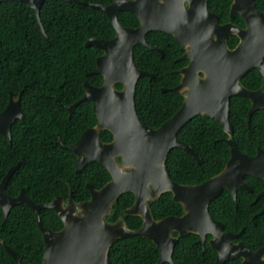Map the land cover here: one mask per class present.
Wrapping results in <instances>:
<instances>
[{
    "label": "water",
    "instance_id": "1",
    "mask_svg": "<svg viewBox=\"0 0 264 264\" xmlns=\"http://www.w3.org/2000/svg\"><path fill=\"white\" fill-rule=\"evenodd\" d=\"M5 1L29 4L41 32L48 37L41 20V9L46 0H0V4ZM64 1L78 3L77 0ZM207 3L208 0H114L106 6L88 4L109 17L116 35L112 40L91 37L85 45L104 52L97 59L96 70L87 73V76H103L104 83L101 87H94L86 82L85 96L70 110L74 112L77 105L91 100L99 123L70 149L80 155L79 170L91 161H97L109 171L112 180L101 190L92 188V198L86 203L74 206L71 198L68 209H62L57 201L45 206L35 205L23 192L16 199L7 196L5 189L22 163L9 172L0 186L4 222L15 206L25 205L35 211L45 240L43 264H110L109 252L113 244L134 236L154 243L160 254L158 264H174V247L179 238L189 234L200 236L201 244L207 234L212 236L211 247L221 253L216 264L237 256L243 258L242 264H264V250L251 252L241 244L233 245L231 240L237 235L224 233V225L210 213L211 202L224 189H229L235 198L238 189H249L244 182L245 175L264 179V151L254 157L241 153L233 138L234 128L230 120L232 96L253 100L250 115L264 107V86L251 91L241 83V78L254 68L264 74V13L251 0L248 3V28L240 30L231 24L220 25ZM238 6L237 2L232 5V16L241 12ZM121 12L132 13L140 26L136 29L123 26L118 18ZM151 31L174 36L182 50H187L184 58L191 59L190 65L180 71L182 82L174 89L185 97L184 104L172 119L157 129L141 120L136 106L140 78L153 75L137 68L134 49L138 45L155 49L146 40ZM232 34L241 37V43L235 49L227 45V37ZM200 73L205 76L201 77ZM119 84L123 86L121 90L116 88ZM199 115L221 124L229 135L227 142L231 158L225 169L208 181L200 185H180L171 177L168 156L174 148H182L198 158L193 148L178 139V133ZM18 118H24L20 100L12 96L10 106L0 114V132L10 136L12 125ZM104 130L114 135L112 143L102 142L100 133ZM87 147L94 148V155L86 151ZM82 149L85 152H81ZM84 154L88 157L82 158ZM118 158L122 159L121 162ZM126 193L136 196L134 205L124 214L142 218L143 224L138 230L129 229L122 219L115 223L107 221L114 206ZM166 193L173 194L174 201L184 207L185 214L155 220L149 202ZM42 209L56 211L64 223L60 232L42 226L39 216ZM173 232H177L178 237H174ZM0 245L16 264H22L18 254L6 246L1 237Z\"/></svg>",
    "mask_w": 264,
    "mask_h": 264
},
{
    "label": "trees",
    "instance_id": "2",
    "mask_svg": "<svg viewBox=\"0 0 264 264\" xmlns=\"http://www.w3.org/2000/svg\"><path fill=\"white\" fill-rule=\"evenodd\" d=\"M113 1L77 0L78 3H71L46 0L41 9V20L48 37L41 32L29 4L21 1H5L0 4V111L8 105L11 93L17 96L22 94L23 108H29L26 123L19 122L14 127L13 145L0 135V184L9 169L23 156L27 155L30 159V164L23 166L11 180L6 189L8 195L17 196L25 188L33 202L47 203L56 195L68 196L69 189L64 187L60 179L70 176L74 179L72 182L76 187V197L82 200L87 195V189L81 185L83 179L87 178V173L76 176L73 166H69L73 164L71 153L52 146L54 143L49 144L47 134H52L56 141V133L60 132L67 144L75 142L84 131L97 123L92 104L86 102L80 106L72 120L66 111H60L61 106H58L59 110L55 114L34 109L50 107L49 95H58L62 103L71 104L84 95L83 85L86 81L96 86L103 83L100 75L87 76L88 72L96 69L97 58L102 51L85 45L91 37L112 39L115 30L105 13L88 4L106 6ZM228 2L222 0L225 10L228 9ZM119 21L125 27L134 28L139 24L138 19L128 12L121 13ZM148 40L164 49L165 57L162 58L157 52L142 45L135 48L137 67L156 75L155 79L142 77L139 80L136 105L139 116L146 124L159 127L182 106L183 98L179 93H164L162 88L177 85L179 76L175 71L184 63H175V58L181 52L173 37L154 33L148 36ZM170 45H173V50H168ZM243 82L255 89L260 86L261 77L254 71ZM248 108L246 99H234L231 120L239 148L245 153L253 154L257 146L264 144V116L257 113L251 127H248ZM179 138L196 150L201 163L187 151L178 148L173 150L167 165L172 178L178 183L201 184L219 174L230 159V148L225 142L227 135L215 120L198 116L184 127ZM103 139L112 140L111 133L104 132ZM46 168L55 171L45 170ZM92 168L93 177L89 181L96 187H102L111 179L108 171L99 163L93 164ZM54 176L62 185L57 193H54V184H57L52 179ZM248 194H241L238 210L227 192L214 200L210 208L212 215L223 221L228 230L240 231L246 228L245 237L253 242L264 236V216L258 218L256 223L252 222L257 206H250V199H246ZM86 198L88 196L84 199ZM134 200V194H124L116 204L115 214L110 220L115 221ZM152 207L156 219L180 215L183 209L174 202L171 193L165 194ZM41 219L45 226L53 229L61 226L59 219L51 211H42ZM126 220L133 229L140 226V219L137 217H128ZM0 237L5 245L17 252L22 264H43V238L33 211L27 207H14L5 224L0 209ZM197 238L190 235L181 239L174 249L173 260L178 264H213L215 252L208 245L202 249L195 243ZM109 260L110 264H157L159 252L150 241L135 236L115 242L110 249ZM0 264H16L3 245H0Z\"/></svg>",
    "mask_w": 264,
    "mask_h": 264
},
{
    "label": "flooded vegetation",
    "instance_id": "3",
    "mask_svg": "<svg viewBox=\"0 0 264 264\" xmlns=\"http://www.w3.org/2000/svg\"><path fill=\"white\" fill-rule=\"evenodd\" d=\"M229 2H228V9H226L225 10V7H223V5H222V0H208V3H207V5H208V9H209V11L211 12V13H213L216 17H217V19H218V21H219V23H220V25H222V26H225V25H228V24H231V25H233L234 27H236V28H238V29H240V30H245V29H247L248 28V25H249V23H248V17H249V12H248V3L251 1V0H228ZM254 2H255V5H256V7H257V9L260 11V12H262V13H264V0H253ZM235 2H237L238 4H239V6H238V10H241V12H237L236 14H234L233 16H232V10H231V8H232V5L235 3ZM113 3V2H112ZM111 3V4H112ZM186 6L188 7V4L186 3ZM121 13H123V12H121ZM120 13V14H121ZM128 13H130V12H128ZM119 14V15H120ZM132 14V13H131ZM118 18H119V16H118ZM110 20V19H109ZM138 22H139V20H138ZM140 26V22H139V24H138V26L137 27H129V28H133V29H136V28H138ZM115 30V29H114ZM154 33H163V34H166V35H169V36H171V37H173L174 39H175V41H176V43L179 45V52H181V54L178 56V57H176L175 58V63H184L182 66H180V67H178V69L175 71V73L179 76V82L177 83V85H175V86H172V87H165V88H162V91L164 92V93H167V92H177V93H179L180 95H181V97L183 98V102H182V106H183V104H184V101H185V97L181 94V92H179V91H175L174 89H176L180 84H181V82H182V75L180 74V71L181 70H183L184 68H186V67H188L189 65H190V63H191V59H189V58H184V56L186 55V53H187V50L186 51H184V50H182V45L176 40V38L174 37V36H172V35H170V34H167V33H164V32H161V31H151V32H149V33H147V35H146V40H147V42L150 44V46H152V47H154L155 49H152V48H150V47H148V46H146V45H142V46H145V47H147V48H149V49H151V50H153V51H155V52H157L159 55H161V57L162 58H164L165 57V50L164 49H162L161 47H159V46H156V45H154V44H152V43H150V41L148 40V36L150 35V34H154ZM115 35H116V32H115ZM115 37V36H114ZM113 37V38H114ZM92 38H94V37H92ZM112 38V39H113ZM215 38V40L217 39V37L215 36L214 37ZM112 39H109V40H112ZM241 43V37L240 36H238V35H234V34H232V35H229L228 37H227V45H228V47L230 48V49H235L237 46H239V44ZM138 46H140V45H138ZM137 47V46H136ZM135 47V48H136ZM174 48H173V45H170V47L168 48V50H173ZM135 50V49H134ZM102 51V50H101ZM104 54V52L102 51V54L100 55V56H102ZM99 56V57H100ZM98 57V58H99ZM97 58V59H98ZM134 60H135V54H134ZM136 64V63H135ZM137 66V65H136ZM96 68H97V63H96ZM138 68V67H137ZM138 69H140V68H138ZM96 70V69H95ZM94 70V71H95ZM140 70H142V69H140ZM142 71H144V70H142ZM254 71H257L258 72V75H260V77H261V84H260V86H258L257 88H255V89H253V88H249L248 86H246L245 84H244V82H243V80L244 79H246V77L248 78V77H250L251 76V74L254 72ZM93 72V71H92ZM145 72H147V71H145ZM89 73V72H88ZM147 73H149V74H151V75H153V77H150V76H143V77H150L151 79H155V77H156V75L155 74H153V73H150V72H147ZM93 76H95V75H93ZM101 76V75H100ZM200 76L201 77H204L205 75H204V73H200ZM88 77H91V76H88ZM103 77V76H102ZM142 78V77H141ZM140 78V79H141ZM86 82H88L90 85H92L89 81H86ZM86 82L84 83V85L86 84ZM103 83H104V78H103ZM103 83L100 85V86H96V85H92V86H94V87H101L102 85H103ZM241 83L247 88V89H249V90H251V91H258V90H260L263 86H264V74L259 70V69H257V68H254V69H252L247 75H245L244 77H242L241 78ZM84 85H83V89H84ZM118 86H121V88H119ZM138 86V85H137ZM116 88L117 89H119V90H121L122 88H123V86L121 85V84H119V85H117L116 86ZM137 92V91H136ZM10 98H9V102H8V105H6L5 106V108L2 110V111H0V114L2 113V112H4L5 110H7L8 109V107L10 106V104H11V101H12V96H14V98L16 99V100H20V106H21V111H22V113H23V116H24V118L22 119V118H18L17 120H15V122H14V124L12 125V129H11V135L10 136H7V135H4V134H2L1 132H0V135H2V136H4V137H6L7 139H8V141L10 142V144L11 145H13V141H14V127L19 123V122H22L23 124L24 123H26V121H27V113L29 112L28 111V109L29 108H27V109H24L23 108V103H22V94H20V95H15V94H13V93H11L10 95ZM85 96V90H84V95L80 98V99H78V100H76L75 102H73V103H71V104H64V103H62L61 102V100H60V98H59V96L58 95H49V100H50V102H49V104L48 105H50V107L48 106V107H46V108H42V109H40V110H37V109H34L35 111H40V112H43V113H48V114H55V113H57L58 112V110H59V108H58V106H61L60 108V111H66V113L68 114V117H69V119L70 120H72L73 118H74V115L76 114V112L78 111V109H79V107L80 106H82L84 103H86V102H90L91 104H92V106H93V110H94V112H95V114H96V111H95V108H94V103L91 101V100H86V101H83L81 104H79V105H77L76 106V108H75V110H74V112H71V110H70V108L73 106V105H75L78 101H80L81 99H83V97ZM239 98H242V99H246L247 101H248V103H249V108H248V111H247V118H246V124H247V126L248 127H251V125H252V120H253V118H254V116L257 114V113H259V116H264V107H261V108H258V109H256L251 115H250V111L252 110V108H253V106H254V102H253V100L252 99H248V98H246V97H243V96H232L231 98H230V108H231V114H230V120H231V115H232V103H233V100L234 99H239ZM53 101V102H52ZM51 105H53V107L51 106ZM137 106V105H136ZM181 106V107H182ZM63 107V108H62ZM181 107H180V109H181ZM62 109H64V110H62ZM179 109V110H180ZM178 110V111H179ZM177 111V112H178ZM137 112H138V110H137ZM176 112V113H177ZM175 113V114H176ZM175 114L170 118V119H172L174 116H175ZM138 115H139V113H138ZM199 116H202V115H199ZM140 117V116H139ZM196 117H198V116H196ZM195 117V118H196ZM204 117V116H203ZM96 118H97V123H96V125H94L93 127H90V128H88L86 131H84L82 134H81V136L79 137V139L78 140H76L75 142H73V143H66L65 142V140H64V138L62 137V134L60 133V132H57L56 133V137H57V140L56 141H54V139H53V136H52V134H47V136H48V138H49V144H52V143H54V145H52V146H58V147H60V149H63V150H65V151H68V152H70L71 153V158H72V161H73V164H71V165H69V163H68V165L69 166H73L72 168H73V170H74V174L76 175V176H79L80 174H85V173H87V178H84L83 179V181L84 182H82L81 183V185L84 187V188H86L87 189V191H88V193H87V195H85V197H87L88 196V198H86V199H82V200H80V198H77L76 197V194H75V192H76V187H75V185H73V182H72V180H74L73 179V176H70V177H68L67 179H65L64 177H61V181L60 182H62V183H64V187H67L68 189H69V192H68V196H63V195H56L55 197H53L49 202H47V203H41V204H37V203H35V202H33L32 201V199L26 194V189L25 188H23L21 191H20V193L17 195V196H10V195H8L7 194V187L9 186V184H10V182H11V180L13 179V177L15 176V174L23 167V166H28L29 164H30V159L28 158V156L27 155H25V156H23L19 161H18V163L15 165V166H13V167H11L10 169H9V171H8V173H7V175L9 174V172L13 169V168H15V167H17L20 163H22L21 164V166H20V168L16 171V173L13 175V177L11 178V180H10V182L8 183V186L6 187V189H5V192H6V194H7V196H9L10 198H12V199H16V198H18L21 194H22V192L24 193V195L32 202V203H34L35 205H38V206H45V205H50V204H52L54 201H57V203H58V205L59 204H61V208L62 209H68L69 208V206H70V200H71V198H73V201H72V203L74 204V206H77V205H79V204H82V203H86V202H88V201H90L91 200V198H92V188L94 189V190H101L102 188H104L111 180H112V176H111V174L109 173V171H108V173L110 174V176H111V179L108 181V182H106L102 187H96L91 181H89V180H91L92 179V177H93V164H95V163H99V162H97V161H91L90 163H88L86 166H84L81 170H79V160H80V155L78 154V153H76V152H74V151H72L71 149H70V147H72V146H74V145H76L81 139H82V137L88 132V131H90L91 129H94L97 125H98V123H99V120H98V116H97V114H96ZM141 118V117H140ZM205 118H208V117H205ZM169 119V120H170ZM208 119H212V118H208ZM142 120V119H141ZM169 120H167V121H169ZM212 120H214V119H212ZM143 121V120H142ZM166 121V122H167ZM192 121V120H191ZM190 121V122H191ZM216 121V120H215ZM144 122V121H143ZM165 122V123H166ZM189 122V123H190ZM217 122V121H216ZM231 122H232V120H231ZM145 123V122H144ZM219 123V122H218ZM146 124V123H145ZM164 124V123H163ZM162 124V125H163ZM220 124V123H219ZM146 125H148V124H146ZM162 125H160L159 127H161ZM232 125H233V128H234V133H235V127H234V124H233V122H232ZM263 125H264V123H263ZM148 126H150V125H148ZM220 126H221V124H220ZM18 127V126H17ZM151 128H153V129H157V128H159V127H152V126H150ZM221 128H222V126H221ZM184 129V128H183ZM182 129V130H183ZM223 129V128H222ZM181 130V131H182ZM180 131V132H181ZM224 131V130H223ZM104 132H109V133H111L110 131H106V130H104V131H101V133H100V138H101V140H102V142L103 143H106V144H110V143H112L113 141H114V135L111 133V135H112V140H104L103 139V133ZM180 132L178 133V139L180 140V138H179V134H180ZM225 132V131H224ZM226 133V132H225ZM234 133H233V138H234V140H235V137H234ZM226 135H227V138H225V142L228 144V142H227V139L229 138V135L226 133ZM181 142H183V143H185V144H187V145H189L191 148H193L190 144H188V143H186V142H184V141H182V140H180ZM263 141H264V139H263ZM235 143H236V145H237V147H238V149L240 150V152L241 153H243V154H245V155H247V156H251V157H254V156H256L258 153H259V151H264V144H262V145H260V146H257V148H256V151L253 153V154H249V153H245V152H243L240 148H239V146H238V144H237V142H236V140H235ZM228 146H229V148H230V145L228 144ZM175 149H177V148H174L173 150H175ZM178 149H182V148H178ZM172 150V151H173ZM182 150H184V149H182ZM193 150H194V152L197 154V156H198V158L194 155V154H192V153H190L189 151H187V150H184V151H187L188 153H190L195 159H196V161L198 162V163H201V158H200V156H199V154L196 152V150L193 148ZM88 153H92L93 155H94V152H95V150H94V148H90V147H87V150H86ZM171 151V152H172ZM56 152V151H55ZM55 152H53V153H55ZM81 152H85V150H81ZM170 152V153H171ZM230 153H231V148H230ZM170 155V154H169ZM81 157L82 158H87L88 156H87V154H84V155H81ZM94 157V156H93ZM168 158H169V156H168ZM230 158H231V155H230ZM118 160L121 162V158H118ZM230 160V159H229ZM228 160V161H229ZM168 161V160H167ZM228 163V162H227ZM100 164V163H99ZM100 165H102V164H100ZM227 165V164H226ZM168 166V165H167ZM70 167V168H71ZM226 167V166H225ZM65 169H66V167H65ZM69 169V168H68ZM225 169V168H224ZM223 169V170H224ZM45 170H48V171H51V172H53V171H55V170H53V169H48V168H46ZM222 170V171H223ZM221 171V172H222ZM220 172V173H221ZM219 173V174H220ZM171 174V173H170ZM7 175L5 176V178L2 180V182H1V184H0V186L2 185V183L4 182V180L6 179V177H7ZM218 175V174H217ZM217 175H215V176H217ZM214 176V177H215ZM172 177V176H171ZM213 178V177H212ZM53 180H55L56 181V183L57 184H54V186L56 187V189H55V191H54V193H57L58 191H60V187L62 186L58 181H57V177H53L52 178ZM71 179V180H70ZM173 179V178H172ZM211 179V178H210ZM174 180V179H173ZM175 181V180H174ZM208 181V180H207ZM176 182V181H175ZM206 182V181H205ZM244 182L247 184V186L249 187V189H238L237 190V198H235V196H234V194L229 190V189H224L223 190V192H222V194L220 195V196H222L225 192H227V193H229L230 194V196L232 197V200H233V204L235 205V207H236V209L238 210L239 209V198H240V196H241V194L243 193V192H247V193H249L248 195H250V197H248V195L246 196V199H250V206L251 207H256L257 206V211H256V213H254L253 214V217H252V222L253 223H256V221H257V219L258 218H260V217H262V216H264V179H260V178H257L256 176H254V175H251V174H248V175H245V177H244ZM176 183H178V182H176ZM204 183V182H203ZM178 184H180V185H186V184H181V183H178ZM202 184V183H201ZM188 185H200V184H188ZM255 186H257V187H259L260 188V190L258 189V190H256V187ZM263 193V194H262ZM127 194V193H126ZM133 194V193H132ZM167 194V193H166ZM172 194V193H171ZM165 195V194H164ZM163 195V196H164ZM173 195V194H172ZM135 196V195H134ZM162 196V197H163ZM220 196H218L217 198H219ZM161 197V198H162ZM160 198V199H161ZM216 198V199H217ZM160 199H158V200H156V201H154V202H149V205H150V208H151V211H152V214H153V218L155 219V220H161V219H156V216L154 215V210H153V207H152V205L155 203V202H158ZM216 199H214V200H216ZM120 200V199H119ZM173 200H174V196H173ZM213 200V201H214ZM135 201H136V196H135V200H134V203H135ZM212 201V202H213ZM175 202V201H174ZM211 202V203H212ZM118 203V202H117ZM134 203L129 207V208H131L133 205H134ZM176 203V202H175ZM178 204V203H177ZM180 205V204H179ZM18 206H24V207H27V206H25V205H18ZM116 206V205H115ZM115 206H114V209H115ZM182 206V205H181ZM16 207V206H15ZM210 207H211V204H210ZM14 208V207H13ZM12 208V209H13ZM28 209H30L31 211H33V213H34V216H35V220H36V223H37V219H36V214H35V211L34 210H32L31 208H29V207H27ZM129 208H127V209H125L124 211H126V210H128ZM182 214H180V215H171V216H167V217H165V218H168V217H182L184 214H185V210H184V207L182 206ZM1 209V208H0ZM11 209V210H12ZM114 209H113V214L111 215V216H109V217H107V221L108 222H110V223H115L117 220H119V219H122L124 222H125V224L127 225V227L129 228V229H132V230H138V229H140L141 227H142V224H143V220H142V218L141 217H137V216H126L125 214H124V211H122V213H121V216H119V217H117V219L115 220V221H111L110 219L111 218H113V216H114ZM2 210V209H1ZM44 210H48V211H51V212H53L56 216H57V218L59 219V221H60V225L61 226H58L57 227V229H53L51 226L50 227H48V226H45L44 224H43V222H42V219H41V212L42 211H44ZM11 212V211H10ZM10 212H9V214H10ZM2 213H3V210H2ZM210 213H211V208H210ZM76 214L78 215V213L76 212ZM211 215H212V213H211ZM39 216H40V220H41V223H42V226L44 227V228H46V229H48V230H51V231H53V232H60L63 228H64V223H63V221H62V219L59 217V215L56 213V211H54V210H51V209H42L41 211H40V214H39ZM8 217H9V215H8ZM128 217H137L138 219H140V226L138 227V228H135V229H133V228H131V227H129L128 226V224H127V220H126V218H128ZM212 217L215 219V220H217V221H219V222H221L223 225H224V233H233V235H237L236 237H233L232 238V240H231V243L233 244V245H239V244H241V245H243L247 250H250L251 252H259V251H262V250H264V236H263V238H261L260 240H255V241H253V242H251L250 241V239L249 238H247V237H245V232H246V228H243V229H241L240 231H234V230H228L227 229V225L223 222V221H221V220H219V219H217V218H215L213 215H212ZM165 218H162V219H165ZM8 219V218H7ZM7 221V220H6ZM6 221L4 222V214H3V224H5L6 223ZM37 227H38V229H39V226H38V223H37ZM264 230V229H263ZM39 231H40V233H41V235H42V238H43V244H44V251H45V240H44V236H43V234H42V232H41V230L39 229ZM172 235L174 236V237H178V233L177 232H173L172 233ZM190 235H195V234H189V235H187V236H185V237H188V236H190ZM195 236H197L198 238H197V240L195 241V243L197 244V245H199L200 247H202V249H205L206 248V246L208 245L214 252H215V254H216V257H215V262L213 263V264H216L217 263V260H218V258H219V256H221V253L218 251V250H215V249H213L212 247H211V245H210V241H211V239H212V236L210 235V234H207L206 236H205V239L203 240V243L201 244L199 241L201 240V238H200V236H198V235H195ZM135 237V236H134ZM139 237H141V236H139ZM185 237H182V238H179V241H178V243L175 245V247L179 244V242H180V240L181 239H183V238H185ZM129 238H131V237H129ZM142 238H144V237H142ZM2 239V238H1ZM125 239H128V238H125ZM144 239H146V238H144ZM3 240V239H2ZM121 240H123V239H121ZM148 241H150L153 245H154V243L151 241V240H149V239H147ZM119 241V240H118ZM5 244V243H4ZM7 246V245H6ZM9 247V246H8ZM154 247H155V249H156V246L154 245ZM175 247H174V249H175ZM5 248V247H4ZM12 249V248H11ZM13 250V249H12ZM157 250V249H156ZM158 251V250H157ZM7 252V251H6ZM16 252V251H15ZM17 253V252H16ZM173 254H174V250H173ZM11 256V255H10ZM12 257V256H11ZM43 258H44V253H43ZM159 258H160V254H159ZM262 259H264V253H263V255H262ZM14 260V259H13ZM172 260H173V255H172ZM159 261V260H158ZM173 263L174 264H178L177 262H175L174 260H173ZM230 263H238V264H242L243 263V258L241 257V256H237V257H234V258H232V259H228V260H226V261H224V263L223 264H230ZM157 264H158V262H157ZM164 264V263H163ZM168 264H171V263H168Z\"/></svg>",
    "mask_w": 264,
    "mask_h": 264
}]
</instances>
